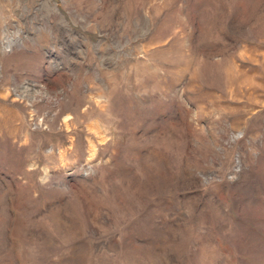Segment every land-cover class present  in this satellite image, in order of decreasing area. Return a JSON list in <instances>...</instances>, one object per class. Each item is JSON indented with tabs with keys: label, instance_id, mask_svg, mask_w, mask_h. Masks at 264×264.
Masks as SVG:
<instances>
[{
	"label": "rangeland",
	"instance_id": "rangeland-1",
	"mask_svg": "<svg viewBox=\"0 0 264 264\" xmlns=\"http://www.w3.org/2000/svg\"><path fill=\"white\" fill-rule=\"evenodd\" d=\"M0 264H264V0H0Z\"/></svg>",
	"mask_w": 264,
	"mask_h": 264
}]
</instances>
